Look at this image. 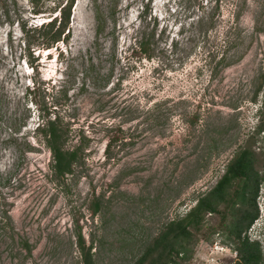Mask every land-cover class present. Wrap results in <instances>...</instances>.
<instances>
[{
  "label": "rangeland",
  "instance_id": "obj_1",
  "mask_svg": "<svg viewBox=\"0 0 264 264\" xmlns=\"http://www.w3.org/2000/svg\"><path fill=\"white\" fill-rule=\"evenodd\" d=\"M219 1L216 11V0H76L70 43L43 51L33 70L6 11L34 23L48 15L33 16L29 0H0V264H81L79 230L99 264H133L254 140L264 174L262 96L254 100L264 0ZM96 7L107 15L100 36ZM147 33L151 60L133 51ZM40 104L68 116L72 144L88 139L63 185L51 181L52 154L36 139ZM263 199L264 182L249 228L264 247ZM209 217L217 227L221 217ZM225 238H201L188 264H233Z\"/></svg>",
  "mask_w": 264,
  "mask_h": 264
},
{
  "label": "trees",
  "instance_id": "obj_2",
  "mask_svg": "<svg viewBox=\"0 0 264 264\" xmlns=\"http://www.w3.org/2000/svg\"><path fill=\"white\" fill-rule=\"evenodd\" d=\"M29 1L33 16L47 14L48 18L40 23H34L23 19L16 8L12 15L8 10L6 13L10 25L14 26L17 20L18 31L22 36L20 44L25 63L34 70L40 67L43 51L54 47L59 49L61 43L65 45L70 43L72 13L76 0ZM219 2L216 0V11L220 8ZM13 3L16 5V0H13ZM95 14L97 35L100 36L105 28L107 15L98 7ZM151 37L152 35L147 33L140 40L136 39L133 42V51H137L142 58L150 60L153 59ZM221 56L217 64L226 65L224 55ZM94 66L95 64L91 63L88 68L93 69ZM108 75H105L107 86L111 74ZM98 76L101 77L99 74ZM61 92L69 98L67 89L63 88ZM29 93H35V89ZM259 96H262L261 104L264 111V75L254 100ZM34 102L39 104L36 99ZM39 106L38 118L41 122L35 128L36 139L52 154L54 162L51 181L63 185L69 176L75 174L77 167L84 163L89 146L88 139L80 135L72 144V128L68 116L57 109L50 111L41 104ZM261 131H264V124L259 126L258 132ZM255 142L256 140L249 142L241 148L227 163L217 183L197 198L195 205L185 215L169 221L160 235L147 246L133 264H188L201 238L210 241L218 230L225 233V242L232 246L237 254L233 264H264L262 241L252 239L249 235V228L260 215L257 198L260 186L264 182V174H261L258 168L257 152L253 148ZM33 149L34 147L28 144V150ZM101 206L100 200H97L93 213L97 214ZM210 215L221 217L217 227L209 226ZM76 245L81 264H99L96 251H93L94 243L88 244L81 230L77 234ZM22 246L32 254L33 245L28 240H24Z\"/></svg>",
  "mask_w": 264,
  "mask_h": 264
},
{
  "label": "clouds",
  "instance_id": "obj_3",
  "mask_svg": "<svg viewBox=\"0 0 264 264\" xmlns=\"http://www.w3.org/2000/svg\"><path fill=\"white\" fill-rule=\"evenodd\" d=\"M263 200H264V199H263ZM262 213H263V217H264V208L262 209ZM263 234H264V233L261 232V233H260V236L263 235ZM259 240H260V238H259Z\"/></svg>",
  "mask_w": 264,
  "mask_h": 264
}]
</instances>
